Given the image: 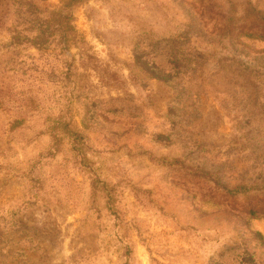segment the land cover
Returning <instances> with one entry per match:
<instances>
[{"label": "rangeland", "instance_id": "rangeland-1", "mask_svg": "<svg viewBox=\"0 0 264 264\" xmlns=\"http://www.w3.org/2000/svg\"><path fill=\"white\" fill-rule=\"evenodd\" d=\"M255 33L264 0H0V264H264Z\"/></svg>", "mask_w": 264, "mask_h": 264}, {"label": "trees", "instance_id": "trees-1", "mask_svg": "<svg viewBox=\"0 0 264 264\" xmlns=\"http://www.w3.org/2000/svg\"><path fill=\"white\" fill-rule=\"evenodd\" d=\"M71 4V3H70ZM68 17H66V16H61L60 17V19L61 20H66ZM61 25H62V23H61ZM257 38H261V39H264V33H262V34H257V33H255L254 34ZM251 36H253V35H251ZM16 39H19V38H16ZM61 40L62 41H60V43L61 44H63V45H66V43L68 42V39H67V37H66V35L64 36H61ZM19 41L20 40H18L16 43H18L19 45H20V43H19ZM41 44V43H40ZM39 44V45H40ZM70 72H71V70H70V68H69V70L67 71V73H66V76H65V79H66V81L67 82H70ZM69 129V126H68V124H65L64 125V130L66 131V130H68ZM67 133H71V131L69 130V131H66ZM74 135H76V133H74ZM246 190V187L242 184V185H240V186H237L236 188H235V190H233V191H231L230 193L231 194H233L232 196H236V194H238V192H242V191H245ZM248 209V208H247ZM249 214L250 216H255L256 215V211L255 210H253L252 208H249L248 210H247V212H246V214ZM258 236H260V235H258Z\"/></svg>", "mask_w": 264, "mask_h": 264}]
</instances>
